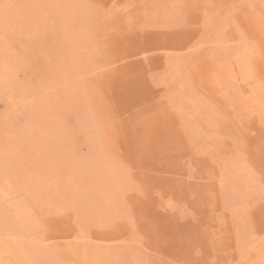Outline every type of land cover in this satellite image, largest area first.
<instances>
[{
  "label": "rangeland",
  "instance_id": "obj_1",
  "mask_svg": "<svg viewBox=\"0 0 264 264\" xmlns=\"http://www.w3.org/2000/svg\"><path fill=\"white\" fill-rule=\"evenodd\" d=\"M0 264H264V0H0Z\"/></svg>",
  "mask_w": 264,
  "mask_h": 264
},
{
  "label": "bare ground",
  "instance_id": "obj_2",
  "mask_svg": "<svg viewBox=\"0 0 264 264\" xmlns=\"http://www.w3.org/2000/svg\"><path fill=\"white\" fill-rule=\"evenodd\" d=\"M182 3V2H181ZM152 7V6H151ZM151 14V13H150ZM148 17V16H147ZM175 55V54H174ZM179 56V55H178ZM233 76V75H232ZM223 79V78H222ZM217 80V79H216ZM222 81V80H221ZM217 82V81H216ZM223 82V81H222ZM218 83V82H217ZM220 83V82H219ZM215 85V84H214ZM221 86V85H220ZM221 88V87H220ZM217 92V91H216ZM218 94V93H217ZM248 114V113H247ZM213 128V127H212ZM211 131V130H210ZM213 133V132H212ZM215 163V162H214ZM219 183V182H218ZM22 217V216H21Z\"/></svg>",
  "mask_w": 264,
  "mask_h": 264
}]
</instances>
